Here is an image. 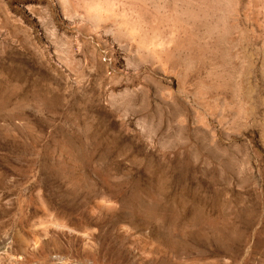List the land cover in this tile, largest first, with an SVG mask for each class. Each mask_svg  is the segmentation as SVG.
Segmentation results:
<instances>
[{"label": "rangeland", "instance_id": "1", "mask_svg": "<svg viewBox=\"0 0 264 264\" xmlns=\"http://www.w3.org/2000/svg\"><path fill=\"white\" fill-rule=\"evenodd\" d=\"M0 264H264V0H0Z\"/></svg>", "mask_w": 264, "mask_h": 264}]
</instances>
